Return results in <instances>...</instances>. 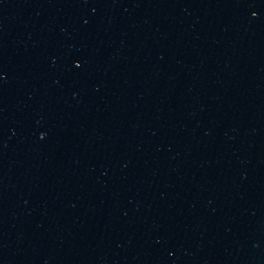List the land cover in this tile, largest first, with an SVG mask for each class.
Listing matches in <instances>:
<instances>
[{"label": "water", "instance_id": "95a60500", "mask_svg": "<svg viewBox=\"0 0 264 264\" xmlns=\"http://www.w3.org/2000/svg\"><path fill=\"white\" fill-rule=\"evenodd\" d=\"M0 264H264V0H0Z\"/></svg>", "mask_w": 264, "mask_h": 264}]
</instances>
